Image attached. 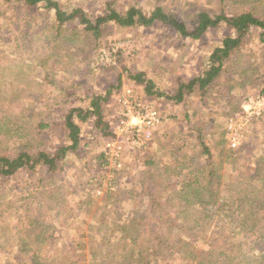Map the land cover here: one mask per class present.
Instances as JSON below:
<instances>
[{
  "label": "rangeland",
  "instance_id": "rangeland-1",
  "mask_svg": "<svg viewBox=\"0 0 264 264\" xmlns=\"http://www.w3.org/2000/svg\"><path fill=\"white\" fill-rule=\"evenodd\" d=\"M58 1L64 10L70 11L79 7L89 15L102 13L107 3L121 11H125L130 5H136L145 14L152 11L155 5L173 9L178 13L184 9L191 13L198 9L212 13L216 9L215 4L208 0ZM31 12L39 27L44 25L49 28L46 24L51 23L53 18L51 11L33 8ZM19 14L26 15V11L21 9L17 15ZM15 17L16 15L0 2V68L17 63L22 71L18 78L20 82L13 80L12 86L21 85L19 89L23 91L26 89L22 88L25 77L36 74L32 76V80H35L33 89L37 95H33V101L29 93L21 91V96H26L25 98H17L12 105L2 104L0 122L3 116H7L5 110L10 115L18 113L23 107H32L37 114L51 121L60 110L54 105L56 96L68 95L69 107L87 108L90 94L104 93L109 87H117L118 84L120 88L113 91L110 100L103 105L105 121L109 122L113 136L100 138V132L92 135V127L88 123L82 124V154L69 155L61 171L50 173L46 166H42L35 171L17 173L13 181L0 183V264H21L16 248L17 236H25L26 229L31 231V223L35 224V220L42 227L38 229L46 230L44 238L50 239L49 243H54L51 252L46 244L39 247L41 256L61 257L58 264H67L63 263L67 258H62L68 249L66 246L78 238L80 244L77 247L82 244L83 251L76 248L75 242L72 246L76 250L75 254L84 256L85 259L83 261L82 257L81 261L74 258L70 264H90L87 255L94 249H99L102 235H97L93 229L89 231L88 225L96 224V221L122 223L124 219L135 216L137 211L145 208L146 200L132 191H141L138 189L142 187V181L148 180L147 175H143L148 155H153L164 167L177 164L179 167L183 155L188 158L190 165L195 163L196 167H200L205 164L206 155H201L202 146L198 144L197 129L201 133V142L209 148V155L220 166L223 185L246 178L245 175L241 177V172L244 174L253 170L252 163L255 159L263 157L261 154L264 152V113L261 116L251 115L253 108L248 105V99L258 96L257 87H241L231 93L229 100L221 101L219 106H216L217 110H212L211 105L205 107L201 103L198 94L188 97L182 104H175L165 96L149 97L144 86L138 85L129 76L142 72L153 82L156 93L174 94L180 82L197 76L206 66L209 53L219 45L226 34L223 26L210 30L200 40H192L178 36L159 24L150 28H121L111 23L100 39L98 48L95 42L89 41L85 46L74 48L70 58H64L61 53L57 64L49 63L46 83L41 84L44 71L36 63L40 59L39 56L47 53V44L39 40L36 44L33 43L29 50L21 49V44L26 43L29 37L27 35L24 40L22 35H18L17 43L13 41L14 27L11 22ZM247 38L246 45L241 49L243 57L238 59L239 63L246 61L255 64L256 61L254 67L258 70L264 69V64L259 62V54L263 48L258 43L256 34ZM36 45L39 49H36ZM111 48L114 49L113 56H110L111 62L106 63L105 59H100L99 53L105 54ZM18 59L22 62H18ZM8 69L15 71L13 67ZM125 89H133L136 97L142 103L153 106L161 117L160 125L152 130L150 138L143 146H137L134 139L127 138L116 130V121L120 117L117 97ZM117 91L119 92L115 94ZM9 92H14V89ZM205 99H208V96ZM185 113L188 117L184 116ZM133 123L137 124L138 120L134 119ZM51 135L46 143L49 153L66 141V132L60 134L53 130ZM182 138H185L186 142L182 141ZM221 141L223 143L219 144ZM232 143L236 144L235 147H232ZM85 144L87 147H84ZM239 148L246 150V153L236 157L233 152V157L228 158L231 154L229 149L236 151ZM101 153L103 159L99 157ZM166 189L169 190L167 187ZM163 190L161 187L156 189ZM220 190L224 191V188ZM34 191H39L37 197ZM41 191L44 192L40 193ZM87 200L93 204H88ZM87 211L89 214H86ZM172 219L174 225L182 222L175 215ZM184 222L186 221L183 220L181 224ZM216 225V222H202L200 228L204 226L208 236L215 232ZM111 228L112 226L107 225L104 236L109 237ZM179 235L181 234L175 232L171 238L175 240ZM26 240L31 247L36 245L33 242L32 246L31 241L28 238ZM112 241L113 244L117 242ZM202 247L203 245L199 249ZM184 259L185 257L183 260L173 259V262L169 260L167 264H188ZM158 264L164 263L160 261Z\"/></svg>",
  "mask_w": 264,
  "mask_h": 264
},
{
  "label": "trees",
  "instance_id": "trees-1",
  "mask_svg": "<svg viewBox=\"0 0 264 264\" xmlns=\"http://www.w3.org/2000/svg\"><path fill=\"white\" fill-rule=\"evenodd\" d=\"M0 2L16 15L11 22L14 27L13 41L17 43L18 35H22L24 40L27 35L29 37L26 43L21 44V49L27 51L39 40L47 44V53L39 56L36 63L44 71L41 84L46 83L49 63L57 64L61 53L64 58H70L74 48L85 46L89 41L95 42L98 48L100 39L111 23L121 28H150L159 24L178 36L192 40H200L210 30L223 26L226 34L209 53L206 66L197 76L180 82L174 94L156 93L153 82L142 72L129 75L130 78L144 86L149 97L165 96L175 104H182L188 97L198 94L201 103L205 107L211 105L212 110L221 101L229 100L232 92L246 85L257 87V94L264 98V69L255 68L256 61L255 64L246 61L240 64L238 61L243 57L241 49L246 45L247 37L256 34L263 48L259 62L264 64V0H208L215 4L216 9L212 13L202 9L192 13L184 9L178 13L155 5L152 11L145 14L136 5L121 11L107 3L104 11L97 15H89L79 7L64 10L58 0ZM33 8L52 12L51 23L46 24L49 28L37 25L31 12ZM21 9L26 11V15H17ZM35 47L39 49L37 45ZM18 62L22 61L18 59ZM17 65L0 68V106L12 105L17 98L26 97L21 96V85L12 86L13 80L20 82L18 78L22 71ZM8 67H13L15 71ZM32 76L36 74L26 76L22 84V88H26L23 93H29L31 99L37 95L33 89L36 84ZM119 88L118 84L117 87H109L104 93L90 94L87 108L69 107L68 95L56 96L54 105L60 110L51 121L37 114L32 107H23L18 113L10 115L3 109L8 118L3 116L0 122V183L13 181L17 173L35 171L42 166H46L50 173L61 171L69 155L82 154V124L88 123L93 128H90L92 135L100 132V138L113 136L109 122L105 121L103 105L110 100L113 91ZM13 89L14 92L10 93L9 90ZM207 96L208 99H205ZM184 116L188 117L187 113ZM53 130L60 134L66 132V141L49 153L46 143ZM197 131L198 144L202 146L201 155H206L205 164L200 167H196L195 163L190 165L188 158L183 155L179 167L178 164L164 167L153 155H148L143 167L146 168L143 175H147L148 180L142 181V187L138 189L141 191H132L146 200L145 208L137 211L135 216L124 219L122 223L96 221V224L88 225L89 231L93 229L97 235H102L99 249L87 255L90 264H158L160 261L167 264L169 260H183V257L188 264H264V152L261 154L263 157L252 163L253 170L244 174L241 172V177L245 175L246 178L223 185L220 166L209 155V148L201 142L200 130ZM182 141L186 142V139L182 138ZM229 150L231 154L228 158L233 157V152L236 157L246 153L243 148ZM99 157L104 158L102 153ZM158 187L164 190L156 191ZM220 188H224V191ZM37 192L34 191L36 197ZM116 193L113 194L117 196ZM86 202L93 204L90 200ZM173 215L186 222L174 225ZM202 222H216L215 232L207 236L204 226L200 228ZM31 225V231H24L25 236H17L16 248L21 264H58L61 257L47 258L40 255L39 247L46 244L51 252L54 243L44 238L46 230L38 229L42 228L39 222L35 220V224ZM107 225L112 226L109 237L104 236ZM175 232L181 235L173 240L171 236ZM26 237L32 246L33 242L36 244L35 248L29 245ZM112 240L117 242L113 244ZM73 242L78 250L83 251L82 244L77 247L79 239L72 240L66 246L70 250L67 249L63 255L62 258H67L63 263L70 264L74 258L81 261L82 257L83 261L85 259L75 254Z\"/></svg>",
  "mask_w": 264,
  "mask_h": 264
},
{
  "label": "built area",
  "instance_id": "built-area-1",
  "mask_svg": "<svg viewBox=\"0 0 264 264\" xmlns=\"http://www.w3.org/2000/svg\"><path fill=\"white\" fill-rule=\"evenodd\" d=\"M114 49H109L107 52L100 53V59L106 63L111 62L110 56H113ZM117 103L120 108V117L116 121V130L127 138L134 139L137 146H143L146 140L151 136L152 130L161 123V117L158 111L149 104L142 103L135 95L133 89H125L117 97ZM248 105L253 108L251 115L261 116L264 113V98L256 96L248 99ZM134 119L138 120L134 124ZM232 143V147H235Z\"/></svg>",
  "mask_w": 264,
  "mask_h": 264
}]
</instances>
